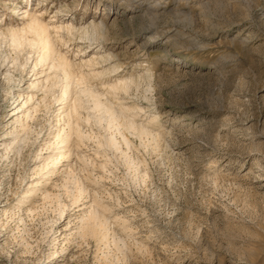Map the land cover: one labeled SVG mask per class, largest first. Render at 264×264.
<instances>
[{"label": "rangeland", "instance_id": "1", "mask_svg": "<svg viewBox=\"0 0 264 264\" xmlns=\"http://www.w3.org/2000/svg\"><path fill=\"white\" fill-rule=\"evenodd\" d=\"M25 2L0 0L2 21L19 23ZM47 4L66 7L64 18L76 26L106 22L99 53L110 57L103 67L115 70L101 81L150 73V100L134 93L124 101L143 107L140 119L159 118L160 148L145 150L134 140L131 154L148 177L141 182L120 163L93 172L105 174L94 189L131 230L114 226L124 249L76 239L58 256L59 234L68 220L74 223L70 212L62 221L39 201L35 214H5L32 179L31 155L49 132L42 122L45 129L24 156L0 159V264H264V0ZM80 44L71 43L68 57ZM83 45L86 58L98 49ZM2 80L0 138L12 108ZM60 199L70 205L65 195ZM55 237L58 254L51 253Z\"/></svg>", "mask_w": 264, "mask_h": 264}, {"label": "bare ground", "instance_id": "2", "mask_svg": "<svg viewBox=\"0 0 264 264\" xmlns=\"http://www.w3.org/2000/svg\"><path fill=\"white\" fill-rule=\"evenodd\" d=\"M33 1L31 9L32 0H26L16 25H7L0 17V77L12 106L3 121L0 159L9 162L24 156L35 146L46 125L49 132L43 135L42 144L37 142L31 155L32 179L5 214H35L39 201L42 207L51 205L58 218L64 217L62 221L69 218L70 212L74 223L70 225L68 220L59 234L62 238L58 256H63L76 239L93 241L103 249L113 244L123 250L125 243L114 226L124 233L131 230L94 189L105 174L93 172H107L110 164L120 163L134 181L147 177V172L141 174L140 162L132 156L131 149L135 140L145 150H159V118L148 114L140 119L143 107L124 99L135 93L148 102L150 73L101 81L115 70L103 67L110 57L99 53L102 42L107 40L108 27L103 18L76 26L64 18L66 7L48 10L49 0ZM91 2L86 0V4ZM16 10L13 9L15 15ZM77 40L88 44L85 49L94 44L98 49L86 58L81 44L77 45L71 59L67 54ZM93 81L99 83L94 85ZM84 149L92 153L86 154ZM54 189L62 191L70 205L62 202V194L54 193ZM52 240L51 253L55 254L58 239Z\"/></svg>", "mask_w": 264, "mask_h": 264}]
</instances>
